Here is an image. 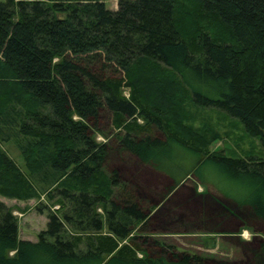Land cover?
Listing matches in <instances>:
<instances>
[{
  "label": "trees",
  "instance_id": "1",
  "mask_svg": "<svg viewBox=\"0 0 264 264\" xmlns=\"http://www.w3.org/2000/svg\"><path fill=\"white\" fill-rule=\"evenodd\" d=\"M101 1L0 0V143L24 165L0 154V195L59 207L30 242L0 202V264H264L263 239L238 245L248 260L222 262L150 235L264 229V149L207 155L175 110L214 109L264 148V0H115L114 11ZM175 147L205 155L246 196L228 208L174 190L160 166ZM152 171L169 180L157 199Z\"/></svg>",
  "mask_w": 264,
  "mask_h": 264
},
{
  "label": "rangeland",
  "instance_id": "2",
  "mask_svg": "<svg viewBox=\"0 0 264 264\" xmlns=\"http://www.w3.org/2000/svg\"><path fill=\"white\" fill-rule=\"evenodd\" d=\"M101 2L107 10L114 11L116 9L115 0H102ZM122 93L127 96V90H123ZM182 101L178 102L175 109L178 111L176 114L177 125L190 129L192 133L202 138L207 143H205L207 155L217 154L229 158H245L253 155L262 157L264 148L259 140L248 137L238 122L214 109L196 108L189 101ZM137 121L141 124L140 120ZM94 139L96 143L108 142L104 136L100 135H96ZM0 154H3L24 173L22 158L13 143H0ZM205 158V155L175 147L168 151V161L161 163L160 168L175 176L177 185L174 190H177L179 184H182L191 193L211 196L215 202L230 208L231 200L242 199L246 196L245 186L229 180L213 165L204 163ZM139 169L137 168V170ZM195 170L196 176L195 174L192 176ZM108 172V169L103 168V176L107 177ZM152 173L154 172L152 171ZM155 174L158 175L159 180L156 178L155 183L153 181L156 185L152 187L151 191L156 192L157 199L159 192L157 184H162L164 181L166 183L169 180L161 173ZM155 187L157 188L155 189ZM55 200L46 199L44 195L25 199L0 195V202L10 210L16 221L17 239L30 242H35L37 234L44 230L47 211H58L59 207L53 204ZM145 202L147 203V201ZM228 208L223 209L230 212ZM97 212L100 213V209H97ZM254 230L255 233H252L248 228H243L238 233H232L201 228L184 230L178 225H173L166 227L163 231L157 229L150 235L160 243L173 246L177 252H186L214 261L244 262L249 258L243 254L238 245H242L243 242L255 245L257 240H264V229L256 225ZM127 240L128 238L123 243ZM13 254L14 252L10 251L8 256L11 257ZM137 257L141 258V254L138 253Z\"/></svg>",
  "mask_w": 264,
  "mask_h": 264
},
{
  "label": "crops",
  "instance_id": "3",
  "mask_svg": "<svg viewBox=\"0 0 264 264\" xmlns=\"http://www.w3.org/2000/svg\"><path fill=\"white\" fill-rule=\"evenodd\" d=\"M21 169H23V168H21Z\"/></svg>",
  "mask_w": 264,
  "mask_h": 264
}]
</instances>
